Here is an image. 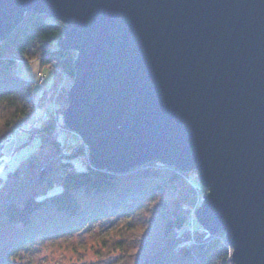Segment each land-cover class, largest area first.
Segmentation results:
<instances>
[{
    "label": "water",
    "instance_id": "1",
    "mask_svg": "<svg viewBox=\"0 0 264 264\" xmlns=\"http://www.w3.org/2000/svg\"><path fill=\"white\" fill-rule=\"evenodd\" d=\"M27 12L77 52L64 121L89 165L197 170L199 223L264 264V0H0V41Z\"/></svg>",
    "mask_w": 264,
    "mask_h": 264
},
{
    "label": "trees",
    "instance_id": "2",
    "mask_svg": "<svg viewBox=\"0 0 264 264\" xmlns=\"http://www.w3.org/2000/svg\"><path fill=\"white\" fill-rule=\"evenodd\" d=\"M63 31L61 20L27 12L0 41V147L14 128L40 138L0 176V264H13L17 252L36 241L96 226L98 254L115 256L109 264H233L224 232L211 234L197 219L193 231L188 227L206 190L197 170L158 160L124 172L89 164L79 169L74 159L85 152L86 143L80 139L68 148L53 120L33 122L38 103L59 95L62 113L67 106L77 52L58 45ZM18 59L54 67L50 88L38 93L35 81L16 72ZM62 74L70 84H60ZM1 158L0 151V163Z\"/></svg>",
    "mask_w": 264,
    "mask_h": 264
},
{
    "label": "rangeland",
    "instance_id": "3",
    "mask_svg": "<svg viewBox=\"0 0 264 264\" xmlns=\"http://www.w3.org/2000/svg\"><path fill=\"white\" fill-rule=\"evenodd\" d=\"M17 63H19V65L16 67V72L24 79L35 81L38 93L42 94L43 90L50 88L55 76L54 67L42 64L39 59H18ZM60 84H70L65 74H62ZM59 101V95H55L49 99L45 105L38 103L35 114L37 112L41 118L45 108L50 114V117L45 120L40 119V121L37 122L34 115L33 122L38 124L47 120H53L56 124L55 127H57L56 132H59V137L65 141L66 147L69 148L72 143L81 141L80 139H82V137L77 132L68 128L64 121V111L63 113L61 112V104ZM11 136L12 139L8 142L7 140ZM28 141L31 142L27 144ZM39 143L40 138L38 136L30 138V133L24 128H14L10 131L4 138L0 147L2 153L0 176L6 175L9 169L14 168L19 161L36 148ZM74 162L79 169L88 166L89 159L87 147L82 155L74 159ZM204 193H206V190ZM202 197L203 195H200V201L197 202L196 207L189 215L190 225L188 227L191 231H193L195 219H197L195 213L196 208L200 205ZM97 228L96 226L92 229L73 233L67 237L36 241L27 248L17 252L13 264H109L114 260L115 256L101 257L98 254L101 246V235L97 232Z\"/></svg>",
    "mask_w": 264,
    "mask_h": 264
},
{
    "label": "built area",
    "instance_id": "4",
    "mask_svg": "<svg viewBox=\"0 0 264 264\" xmlns=\"http://www.w3.org/2000/svg\"><path fill=\"white\" fill-rule=\"evenodd\" d=\"M35 117H36V121L38 122V121H40V119H48L49 117H50V114L48 113V111L47 110H45L44 112H43V115L41 116V118L39 117V115H38V113L36 112V114H35ZM12 139V136L11 137H9L8 138V142L10 141Z\"/></svg>",
    "mask_w": 264,
    "mask_h": 264
},
{
    "label": "bare ground",
    "instance_id": "5",
    "mask_svg": "<svg viewBox=\"0 0 264 264\" xmlns=\"http://www.w3.org/2000/svg\"><path fill=\"white\" fill-rule=\"evenodd\" d=\"M46 109L44 108V111H45Z\"/></svg>",
    "mask_w": 264,
    "mask_h": 264
},
{
    "label": "crops",
    "instance_id": "6",
    "mask_svg": "<svg viewBox=\"0 0 264 264\" xmlns=\"http://www.w3.org/2000/svg\"><path fill=\"white\" fill-rule=\"evenodd\" d=\"M11 145V144H10Z\"/></svg>",
    "mask_w": 264,
    "mask_h": 264
}]
</instances>
